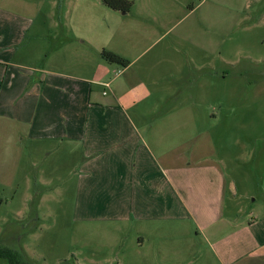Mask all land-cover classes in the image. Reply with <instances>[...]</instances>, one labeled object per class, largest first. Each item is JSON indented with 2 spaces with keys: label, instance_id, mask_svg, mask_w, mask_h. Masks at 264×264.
Segmentation results:
<instances>
[{
  "label": "crops",
  "instance_id": "0c3cea01",
  "mask_svg": "<svg viewBox=\"0 0 264 264\" xmlns=\"http://www.w3.org/2000/svg\"><path fill=\"white\" fill-rule=\"evenodd\" d=\"M38 1L0 0V183L14 182L23 144L67 145L68 163L78 152L72 173L78 204L109 205L116 220L156 230L160 223H188L205 241L212 264H264V212L240 219L242 196L222 167L184 156L187 145L206 134L199 125L210 117L202 76L207 48L201 44L193 55L161 49L146 56L162 29L159 0L134 1L123 14L126 20L112 18L104 33H97L89 11L79 16L78 8L70 16L64 0ZM33 29L59 39L38 65L32 48H20ZM112 39L124 51L109 47ZM105 49L129 62L120 76L96 59ZM129 50L134 55H126ZM184 63L196 78L179 69ZM173 141L180 143L170 146ZM200 252L187 247L174 260ZM192 260L199 258L187 264Z\"/></svg>",
  "mask_w": 264,
  "mask_h": 264
},
{
  "label": "rangeland",
  "instance_id": "374dc122",
  "mask_svg": "<svg viewBox=\"0 0 264 264\" xmlns=\"http://www.w3.org/2000/svg\"><path fill=\"white\" fill-rule=\"evenodd\" d=\"M155 2L162 29L146 56L161 49L193 55L201 44L207 48L203 53L208 54V71L202 76L209 90L206 107L210 117L199 125L206 134L189 148L187 145L184 156L222 167L227 182L242 196L240 219L263 213L260 182L264 178V0ZM38 3L45 4L47 0ZM86 6L89 10L84 9ZM64 8L71 12L70 16L78 8L79 16L89 11L97 33H104L114 17L121 22L126 20L123 14L104 7L101 0H64ZM65 31L66 36L72 37L69 30ZM44 33L43 29L31 30L20 47L33 49L34 65L41 63L44 50L55 49L59 43L53 34L54 39L46 38L49 32L43 38ZM119 42L112 39L109 47L124 51ZM126 53L134 55L135 51ZM95 57L104 62L100 53H95ZM106 64L116 68L115 73H122L123 68ZM185 68L193 72L190 77H197L193 68L179 64V69ZM217 73L219 78L215 79ZM180 102L178 99V106ZM24 145L14 182L0 183V248L10 251L19 263L187 264L195 256L199 260L190 264H212L206 259L209 253L205 241L196 237L194 227L188 223H160L156 230L147 223L116 220L112 206L78 204L74 200L72 174L77 150L75 160L68 163L71 157L67 155V145L59 149ZM180 149L176 150L178 155ZM187 247L200 248L201 252L185 253L183 261H175L174 254ZM0 264L9 262L0 258Z\"/></svg>",
  "mask_w": 264,
  "mask_h": 264
},
{
  "label": "trees",
  "instance_id": "16d2710c",
  "mask_svg": "<svg viewBox=\"0 0 264 264\" xmlns=\"http://www.w3.org/2000/svg\"><path fill=\"white\" fill-rule=\"evenodd\" d=\"M101 3L107 9L121 14L130 13L133 7V1L131 0H101ZM100 57L104 62L112 65H117L121 68H126L129 64V62L122 57L105 50H102L100 52ZM0 258L6 259L9 264H21L15 259L14 255L10 251L1 248Z\"/></svg>",
  "mask_w": 264,
  "mask_h": 264
},
{
  "label": "built area",
  "instance_id": "2783aa9c",
  "mask_svg": "<svg viewBox=\"0 0 264 264\" xmlns=\"http://www.w3.org/2000/svg\"><path fill=\"white\" fill-rule=\"evenodd\" d=\"M121 72H116L115 77L119 76Z\"/></svg>",
  "mask_w": 264,
  "mask_h": 264
}]
</instances>
